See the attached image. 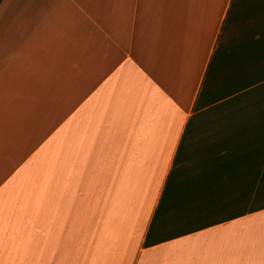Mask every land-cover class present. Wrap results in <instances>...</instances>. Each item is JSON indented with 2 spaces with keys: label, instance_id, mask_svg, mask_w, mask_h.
Segmentation results:
<instances>
[{
  "label": "crops",
  "instance_id": "0c3cea01",
  "mask_svg": "<svg viewBox=\"0 0 264 264\" xmlns=\"http://www.w3.org/2000/svg\"><path fill=\"white\" fill-rule=\"evenodd\" d=\"M0 264H264V0H1Z\"/></svg>",
  "mask_w": 264,
  "mask_h": 264
},
{
  "label": "trees",
  "instance_id": "16d2710c",
  "mask_svg": "<svg viewBox=\"0 0 264 264\" xmlns=\"http://www.w3.org/2000/svg\"><path fill=\"white\" fill-rule=\"evenodd\" d=\"M1 1V0H0Z\"/></svg>",
  "mask_w": 264,
  "mask_h": 264
}]
</instances>
